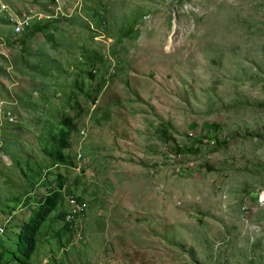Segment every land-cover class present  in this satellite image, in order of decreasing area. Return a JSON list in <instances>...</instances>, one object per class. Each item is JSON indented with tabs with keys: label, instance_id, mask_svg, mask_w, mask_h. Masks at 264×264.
Returning <instances> with one entry per match:
<instances>
[{
	"label": "rangeland",
	"instance_id": "obj_1",
	"mask_svg": "<svg viewBox=\"0 0 264 264\" xmlns=\"http://www.w3.org/2000/svg\"><path fill=\"white\" fill-rule=\"evenodd\" d=\"M1 4L56 18L24 44L0 18V101L17 123L0 124V255L60 174L31 264H264V0ZM63 117L72 165L50 168L40 136ZM69 196L89 210L67 232Z\"/></svg>",
	"mask_w": 264,
	"mask_h": 264
},
{
	"label": "trees",
	"instance_id": "obj_2",
	"mask_svg": "<svg viewBox=\"0 0 264 264\" xmlns=\"http://www.w3.org/2000/svg\"><path fill=\"white\" fill-rule=\"evenodd\" d=\"M52 15V14H51ZM54 16V15H52ZM5 24L11 26V23L6 19H3ZM55 21H45V22H35L30 28L21 32L22 35L18 39V43L24 44L26 40L30 37H33L37 33H46L48 27ZM135 24H133L134 26ZM12 27V26H11ZM13 29V27H12ZM44 59L41 58L33 65L34 70L37 71L40 75H45L47 73H51V69L47 67H43L42 63ZM45 76H38L39 78L45 79ZM91 77H94L93 73H90ZM97 94V91L94 92ZM97 100L93 97L92 102H96ZM74 123L73 118L63 117L61 127L57 132H52L49 136H40V140L43 141L41 147L42 155L50 162V168H61V167H69L72 165L71 157L68 156L67 151L71 148V137L73 135L72 125ZM17 123L10 124V126H15ZM164 132L165 129H163ZM162 130V131H163ZM164 135V133H162ZM207 137V136H205ZM211 139L214 142L215 149H219L224 141L217 142L216 136ZM204 138H200L194 140L193 146H201ZM194 148H186L181 150V152L192 153ZM27 172H22L24 176H27ZM42 179L41 178V170L37 168V172L34 174L33 185H36L37 182ZM58 184L48 190V193L39 199L36 200L35 209L30 212L29 219L24 223L19 231V237L16 241V249L14 251H10L5 249L4 252L0 255V264H31L32 255L34 254L37 243H38V235L41 229L42 223L51 215V213L57 208V206L62 202L63 197H65V192H63V184L66 182V178L62 175L58 174L57 176ZM45 181V179H44ZM41 184L42 186H50L49 182H44ZM85 201L82 198H79ZM68 211L65 213L59 214L56 219L63 221L62 230L70 231V226L72 225L69 222H66V215Z\"/></svg>",
	"mask_w": 264,
	"mask_h": 264
},
{
	"label": "built area",
	"instance_id": "obj_3",
	"mask_svg": "<svg viewBox=\"0 0 264 264\" xmlns=\"http://www.w3.org/2000/svg\"><path fill=\"white\" fill-rule=\"evenodd\" d=\"M0 18H6L11 23L14 33L20 34L21 32L30 28L35 22L50 21L54 20L56 17L55 15L52 16L51 14L34 13L31 15L24 14L22 17L18 18L14 16L13 12H11L9 6L6 4H1ZM4 101L5 100L0 101V124L5 122L6 124L10 125L13 124L14 117L12 112L8 109L7 103ZM94 106H96V104ZM81 134L83 138H86L87 129L84 128ZM82 158V155H80L79 159L82 160ZM67 205L69 209L67 210L68 212L65 221L71 223L72 225L85 218L89 210V203L75 196H69L67 198ZM0 231H3V229L1 228Z\"/></svg>",
	"mask_w": 264,
	"mask_h": 264
},
{
	"label": "crops",
	"instance_id": "obj_4",
	"mask_svg": "<svg viewBox=\"0 0 264 264\" xmlns=\"http://www.w3.org/2000/svg\"><path fill=\"white\" fill-rule=\"evenodd\" d=\"M46 78H47V80L49 81V80L54 79V76H46ZM39 79L43 80V78H39ZM48 81H47V82H48ZM47 82H46V83H47Z\"/></svg>",
	"mask_w": 264,
	"mask_h": 264
},
{
	"label": "clouds",
	"instance_id": "obj_5",
	"mask_svg": "<svg viewBox=\"0 0 264 264\" xmlns=\"http://www.w3.org/2000/svg\"><path fill=\"white\" fill-rule=\"evenodd\" d=\"M95 104H96V103H95ZM95 104H94V105H95ZM84 128H86V127H84ZM84 128H82V130H83ZM86 129H87V128H86ZM82 130H81V133H82ZM87 132H88V129H87ZM81 133H80V134H81ZM81 136H82V134H81ZM82 137H83V136H82ZM86 137H87V136H86ZM83 140H84V138H83ZM81 144H82V143H81ZM1 228H2V227H1ZM1 228H0V229H1ZM2 229H3V228H2ZM0 232H2V231H0Z\"/></svg>",
	"mask_w": 264,
	"mask_h": 264
}]
</instances>
